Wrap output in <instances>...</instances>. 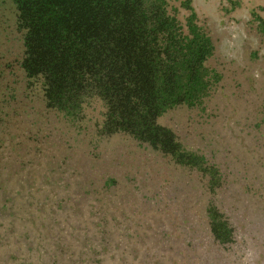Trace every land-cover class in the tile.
<instances>
[{
  "label": "rangeland",
  "instance_id": "obj_1",
  "mask_svg": "<svg viewBox=\"0 0 264 264\" xmlns=\"http://www.w3.org/2000/svg\"><path fill=\"white\" fill-rule=\"evenodd\" d=\"M223 78L204 110L160 122L216 164L200 171L126 134L103 137L93 100L73 120L48 108L21 66L13 0H0V264H264V0H192ZM184 21L189 11L169 0ZM213 202L233 241L211 233Z\"/></svg>",
  "mask_w": 264,
  "mask_h": 264
},
{
  "label": "trees",
  "instance_id": "obj_2",
  "mask_svg": "<svg viewBox=\"0 0 264 264\" xmlns=\"http://www.w3.org/2000/svg\"><path fill=\"white\" fill-rule=\"evenodd\" d=\"M23 34L21 66L40 82L48 108L73 120L93 100L104 107L103 137L126 134L176 165L200 171L216 191L219 167L188 148L160 122L176 107L204 110L223 74L208 61L216 51L192 0L183 21L169 0H13ZM264 35V18L253 12ZM211 233L233 241L226 214L210 202Z\"/></svg>",
  "mask_w": 264,
  "mask_h": 264
}]
</instances>
